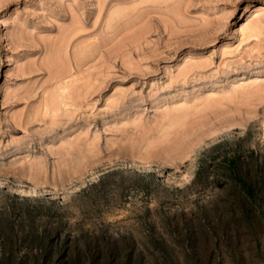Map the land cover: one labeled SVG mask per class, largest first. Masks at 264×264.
Listing matches in <instances>:
<instances>
[{"label":"rangeland","instance_id":"obj_1","mask_svg":"<svg viewBox=\"0 0 264 264\" xmlns=\"http://www.w3.org/2000/svg\"><path fill=\"white\" fill-rule=\"evenodd\" d=\"M0 264H264V0H0Z\"/></svg>","mask_w":264,"mask_h":264},{"label":"bare ground","instance_id":"obj_2","mask_svg":"<svg viewBox=\"0 0 264 264\" xmlns=\"http://www.w3.org/2000/svg\"><path fill=\"white\" fill-rule=\"evenodd\" d=\"M106 162V161H105Z\"/></svg>","mask_w":264,"mask_h":264}]
</instances>
